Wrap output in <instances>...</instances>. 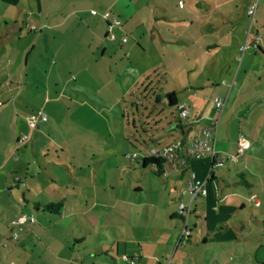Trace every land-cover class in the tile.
Returning a JSON list of instances; mask_svg holds the SVG:
<instances>
[{"label":"crops","instance_id":"crops-1","mask_svg":"<svg viewBox=\"0 0 264 264\" xmlns=\"http://www.w3.org/2000/svg\"><path fill=\"white\" fill-rule=\"evenodd\" d=\"M254 3L251 20L247 10ZM106 12L121 18L122 27L117 29L120 33L139 29L142 36L148 33L154 43L159 38L163 45L184 43V49L181 48L184 51L196 50L193 56L188 54L189 66H194V71L189 74L191 83L187 90L193 93L195 87L209 84L222 96H214L224 101L214 146L225 162L214 168L211 157L204 156L189 160L187 168L169 170L165 176L156 174L166 186L157 191L160 204L149 217L162 231L148 237L129 236L116 224H110L116 230L111 239L106 238L114 252L110 263L160 264L169 257L167 264H171L173 252L180 249L178 258L186 264H213L215 252L202 253L195 247L197 242L201 246L218 244L221 254L224 245L245 241H253L257 252L264 250L261 249L264 247V0H0V66L5 69L7 65L15 77V72L22 70L18 77L25 76L27 82L30 70L37 68L34 72L38 73V65H43L41 73L46 85L42 98L46 106L51 77L56 87L60 79L64 83L69 79L66 78L69 73H80L70 66L72 59L105 60L111 66L118 49L133 50V44L118 46L106 37L107 21L102 16ZM69 33H77L78 37L71 38ZM243 44L247 47L241 52L239 47ZM33 88L37 90L36 86ZM21 93L19 90L15 100ZM173 94L176 103L189 106V114L180 119V127L169 124L170 138L166 144L175 139L187 143L215 117L214 97L199 108L190 103V95L187 100ZM25 124L24 118L18 119L16 130L21 131ZM42 124L49 128L47 118L35 128ZM132 126L135 127L134 122ZM33 133L34 130L30 137ZM18 137L15 134V142ZM239 137L247 139L249 147L235 162H230L227 155L235 152ZM22 146L24 149L20 146L15 150L22 149L23 156L28 147ZM48 156L49 151L41 154L40 159L34 158L36 162L27 160L25 165L22 159L14 161L12 169L0 173V264H83L79 262V253L72 257L63 249L71 238L84 235L82 216L87 212L90 215L100 202L95 193L90 194L92 189L85 186L83 191H76L72 184L62 180L63 173H49ZM190 170L196 178L206 180V195L193 199L198 202L193 204L189 216L198 222V228L194 236L191 231L188 240L178 246L175 219H181L184 226L185 218L177 216L170 204L186 196L189 200L184 189ZM84 177L68 173L67 180L79 184L78 179ZM135 188L141 191L140 186ZM49 203L61 206L57 211H47L43 206ZM136 205L144 206L140 202L126 203L125 209L131 210ZM248 206L253 210L247 218ZM20 215L26 217L22 225L9 224ZM130 219L124 222L132 225ZM13 232L17 233L15 238ZM192 242L194 246L187 244ZM143 245L154 247L147 252ZM263 256L252 261L251 256L242 253L228 264H264Z\"/></svg>","mask_w":264,"mask_h":264},{"label":"rangeland","instance_id":"rangeland-1","mask_svg":"<svg viewBox=\"0 0 264 264\" xmlns=\"http://www.w3.org/2000/svg\"><path fill=\"white\" fill-rule=\"evenodd\" d=\"M174 3L178 4L176 1ZM117 19L122 27L121 18ZM118 30H112L114 39L108 35L106 37L118 46L133 44V50L126 52L125 49H118V55L113 58L111 66L105 60L72 59L70 66L79 69L80 73H69L66 77L69 79L65 83L64 79H60L56 87L51 77L49 104L46 106L42 98L46 85L41 73L43 65H38V73L34 72L37 68L30 70L27 82L25 76L18 77L22 70L16 71L15 77L14 71L7 65L5 69L0 66V173L12 169L14 161L22 159L25 165L27 160L40 159L41 154L49 151V173H63L62 180L72 184L76 191H83L85 186L92 189L89 192L98 196L100 205L90 215L87 212L82 216L85 219L84 235L71 238L63 249L68 256L73 257L79 253V262L83 264L112 262L114 252L106 238L111 239L116 230L110 224H116L118 229L125 230L129 236L148 237L162 231L149 216L157 211V205L160 204L157 191L162 190L166 184L156 175L155 166L148 164L142 167L140 158L150 148H159L168 142V126L179 118V102L169 105L167 95L175 92L179 98L187 100L190 95V103L193 102L199 108H203L214 96L222 97L209 84L202 88L195 87L193 93L187 90L191 83L189 74L192 69L194 71V66H189L188 54L193 56L196 50L184 51V43L163 45L159 38L154 43L148 33L143 32L142 36L139 29L133 33H120ZM69 34L71 38L78 37L77 33ZM29 66L28 69H31ZM3 70L4 74H1ZM34 86L37 90H34ZM19 90L22 93L15 100ZM39 110L46 113L49 128L43 124L31 128L27 124L25 113L27 116L35 115ZM21 118L25 119L26 124L21 127V131H17V121ZM133 122L135 127L132 126ZM15 134H19L16 142ZM32 143H35L33 148ZM22 145L28 147L29 154L27 150L22 156ZM20 146L21 151H16ZM41 150L42 153H39ZM136 155L138 160L134 157ZM68 173L84 174L85 177L78 179L79 184L74 181L70 183L67 180ZM136 186H140L141 191H137ZM127 194L130 196L126 197ZM180 200L183 203L189 201L187 196ZM196 201L192 200L191 207ZM133 202H140L144 206L125 209L126 203ZM180 202L177 199L170 204L177 216L185 218L184 226L181 219H175L179 230L175 245L178 246L188 240L191 231L194 236L198 228V222L190 214L186 216L180 213ZM251 210L252 206L245 209L247 218L251 216ZM130 218L132 225L124 222L125 219L130 221ZM187 244L194 246V242ZM153 247L142 246L147 252H151ZM195 247L205 254L215 252L216 260L213 264H228L237 260L242 253L251 256L252 261H257L264 253V250L257 252V245L253 241L224 245L222 254L218 244L201 246L197 242ZM179 250L173 252L171 264H186L178 258ZM262 258L264 261V256Z\"/></svg>","mask_w":264,"mask_h":264},{"label":"built area","instance_id":"built-area-1","mask_svg":"<svg viewBox=\"0 0 264 264\" xmlns=\"http://www.w3.org/2000/svg\"><path fill=\"white\" fill-rule=\"evenodd\" d=\"M256 3L251 5L247 13L251 20L254 18ZM94 12V11H93ZM103 17L107 21V35L114 39L115 35L112 33L113 29H121V25L116 16L110 15L109 12L104 13ZM34 29L33 26L30 27ZM125 38H123L124 40ZM256 47V45H253ZM246 44H243L239 47V50L242 52L246 48ZM223 99L220 97L213 98L214 112L215 117L211 119L210 124L206 128H201L197 131V134L192 137L189 142L185 143L180 139L172 140L170 143L165 144L159 148H150L143 157H156L164 159V164L166 168L162 169L161 174L163 176L167 175L169 170H174L178 168H187L188 161L191 159H199L204 156H210L212 159L211 166L217 168L223 164L222 158L214 146V137L216 133V125L218 118L221 114L223 107ZM189 114V106L185 103L178 106V116L180 119H186ZM46 118V113L42 110L36 112L35 115L26 116L27 124L33 128L37 126L39 120H44ZM24 137H21L23 139ZM20 139V140H21ZM249 147V141L243 137H239L236 142L235 152L227 155V159L230 162H235L240 156L244 154L246 148ZM134 157H137L134 156ZM186 187L184 192L189 195L190 199L187 203L180 202L178 208L181 214L186 216L192 212L191 202L195 197L204 196L206 194L205 183L206 180H201L196 178L195 173L190 170L186 179ZM252 199L254 196L251 197ZM255 205H258V202H255ZM26 221L24 215L17 216L12 219L9 224L20 226ZM17 236L16 232H13V237ZM167 264L168 261H164ZM16 264V263H9Z\"/></svg>","mask_w":264,"mask_h":264},{"label":"trees","instance_id":"trees-1","mask_svg":"<svg viewBox=\"0 0 264 264\" xmlns=\"http://www.w3.org/2000/svg\"><path fill=\"white\" fill-rule=\"evenodd\" d=\"M168 104L169 105H174L176 104L175 101V97L174 94L171 93L168 97ZM184 120V119H182ZM177 126H181V121L180 118H177V120L173 123ZM183 141V140H182ZM184 142V141H183ZM165 160L161 159V158H156V157H143L141 158V165L142 167H145L148 164H152L155 166V173L159 174L162 171L163 168V164H164ZM61 206V203H49L43 206V208L47 211H57L59 209V207Z\"/></svg>","mask_w":264,"mask_h":264},{"label":"water","instance_id":"water-1","mask_svg":"<svg viewBox=\"0 0 264 264\" xmlns=\"http://www.w3.org/2000/svg\"><path fill=\"white\" fill-rule=\"evenodd\" d=\"M168 96V95H167Z\"/></svg>","mask_w":264,"mask_h":264}]
</instances>
